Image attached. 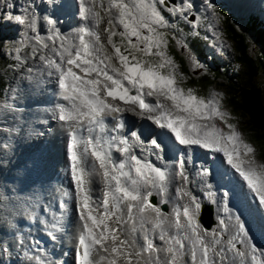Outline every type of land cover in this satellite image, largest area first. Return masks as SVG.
Returning <instances> with one entry per match:
<instances>
[{
	"label": "snow or ice",
	"instance_id": "snow-or-ice-1",
	"mask_svg": "<svg viewBox=\"0 0 264 264\" xmlns=\"http://www.w3.org/2000/svg\"><path fill=\"white\" fill-rule=\"evenodd\" d=\"M44 3L56 0H0V24L22 30L2 49L19 80L15 87L0 84V153L21 131L9 118H18L24 85L51 84L55 102L43 123L50 120L66 137L70 188L55 187L47 202L35 189L0 196V264H65L26 235L35 228L58 241L73 210V264H264V248L230 206L232 189L213 183L219 159L222 178L235 177L264 216V165L256 167L253 148L227 123L219 94L205 98L185 89L186 77L166 52L169 34L182 49L191 47L188 37L199 39L217 19L215 0H79L81 25L67 34L58 20L40 15ZM192 64L194 74L207 71ZM129 114L150 122V131L129 124ZM161 137L179 149L174 161L165 159ZM197 149L207 157L198 167ZM197 188L223 205L215 227L202 223Z\"/></svg>",
	"mask_w": 264,
	"mask_h": 264
},
{
	"label": "bare ground",
	"instance_id": "bare-ground-1",
	"mask_svg": "<svg viewBox=\"0 0 264 264\" xmlns=\"http://www.w3.org/2000/svg\"><path fill=\"white\" fill-rule=\"evenodd\" d=\"M65 2H69L70 5L73 4V10L76 9L79 13V7L75 1L66 0ZM42 7L50 8L51 5L47 3L41 5L39 8L41 11L40 15L45 14ZM54 13L56 14V12ZM50 17H53V15ZM77 20L76 17H69V19L63 22L71 23ZM75 29L76 27L72 28V30ZM23 88L21 92L22 95H20L22 98L19 97L21 101L19 106L20 109H22L20 111L21 113H18V118L12 120L9 124L13 127L18 126L21 129L19 133H14L12 135L14 138H18V143H15V146H11L7 151L0 153V196H8L10 190L14 188L23 190L19 192L21 196L25 195L28 189H35L40 198L47 202V200L50 199L48 193L55 187L70 188V182L65 176V169L69 165L66 153V137L63 131L50 120L47 124L43 123V121L48 119V113L45 110L50 109L55 102L54 94L53 96L52 94L49 95L50 92L47 90H52L53 93V90H55L54 86L49 84L43 88L32 90L31 87L26 88L24 85ZM32 91L36 94H33ZM51 97H53L52 100H50ZM129 117L130 121H136V125L140 123V120L131 117L130 114ZM168 142L173 151H178L175 145L169 140ZM216 161H218V165L221 166L220 160L217 159ZM41 164H43L42 168ZM23 168L24 170L22 171ZM38 168H40V170ZM96 188L98 189V185L95 186V189ZM13 198H15V194H13ZM73 212L74 210L70 211L64 218L65 225H68L70 229L62 235L63 242L65 240L67 243L65 247L68 248L67 251H64L62 256L57 252H60L61 248H64L59 246V244L61 245L62 239L52 242L42 231L35 228L31 231V236H26V238L39 241L42 247H46L44 240L51 243V245L54 244V246L50 248L51 250L46 248L49 252L54 254V258L56 259L63 260L60 259V257L65 259L67 257V252L68 256L71 252L72 255H74L71 244H74L73 236L77 234L78 222ZM24 232L25 234L28 233L27 226H25ZM33 233H35L36 236H33ZM37 235L40 236L37 238ZM11 241L12 238L9 236V242ZM72 259H69L67 264H73Z\"/></svg>",
	"mask_w": 264,
	"mask_h": 264
},
{
	"label": "rangeland",
	"instance_id": "rangeland-1",
	"mask_svg": "<svg viewBox=\"0 0 264 264\" xmlns=\"http://www.w3.org/2000/svg\"><path fill=\"white\" fill-rule=\"evenodd\" d=\"M66 1V0H64ZM71 1V0H70ZM75 1L77 3V5L79 6V0H72ZM58 2L59 0H56V3L51 5V7H42L44 10V15H53L52 18L59 20L60 22L58 23V26L61 28V31L63 33H71L74 30H72V28L74 27H78L81 25V18L79 16V13L75 10H73V4H69V2H65V4L68 5L69 7V15L71 17H76L78 20L76 22H71V23H64L61 22V20L59 18H57L58 16L62 15L65 13V11L62 9V7L58 6ZM103 2L106 4L107 0H103ZM215 3L217 5V19H212L211 21V25L206 27V28H201V34H203V37L205 39V35L207 36V44L204 45V56L203 57H199V54L197 53V51L195 50L196 48L194 47L193 43L191 41H189L187 39V43L191 46L189 48H181V45L178 44L176 42V40L171 38V34L168 35V48L169 47H173L178 51V57L180 58V56L182 58H184V64H181V62L179 61V59L177 57L174 58V56H170L180 67V71L184 74V76L186 77V80H193L196 78H199L201 76V74L203 73H208L210 80H211V75L215 78L212 77L213 81L211 80V84L209 85V87L206 88V90L203 92V90H200V88H196L195 89V93L201 97H205V98H210L212 95L214 94H219L217 96V99L220 100V104H221V109L223 111H225L227 113V117H226V121L227 123L233 124L235 126V129L240 133L244 143L248 144L250 147L253 148V154L252 155V159L255 161L256 163V167L259 168L260 165H264V158H261L262 156L258 154L257 152V148L250 140L251 138V131L249 130V124H246L247 122V117L244 115H240V114H232L231 109L227 106V103L230 104V99H231V95L232 98H234L233 96V92L236 91V89L234 88V90H231L228 85L234 83L232 81H240V77L242 74V67L240 65H238L235 62V53L233 50L232 45L230 44L229 40L226 39V35L223 32V25H222V16L220 11L221 10H226L227 13H229L234 20H238V23L240 24V27L244 26L245 22L248 21V19L252 16L254 17L255 15L258 16L259 18L263 19L262 22L260 23H264V0H215ZM56 5V6H55ZM220 9V10H219ZM39 13H41L40 10H38ZM51 11V12H50ZM56 12V14L54 13ZM198 15H200V13H198ZM237 28V30L239 32H241V29L243 28ZM243 34L247 35L246 31H242ZM42 35H46V32H42ZM218 35V38H217ZM22 36V30L20 28V26L18 25H12V24H0V61L4 58H7L8 60H10V57L4 56L3 55V47L4 45H7L8 48L10 49L12 47V45L16 42H18L21 39ZM117 40V42L119 43V39L118 38H114ZM177 39H183V37L178 36ZM171 44V45H170ZM170 45V46H169ZM221 45L224 46V51L221 52ZM168 48L166 51H168ZM255 50V48H254ZM250 56H252L253 58H255V54L253 49L250 50ZM168 55V52H167ZM197 60L198 62H201L203 64H205V66H207V71L202 72L201 74L197 75L194 74L192 71L193 68V64L192 61L193 60ZM182 67H184L185 69H183ZM218 67V72L220 74L219 77H216V75H219L217 72V68ZM213 73V74H212ZM0 74L5 75V88L8 87L9 84H11L13 87H15L16 85V81L19 80V76L12 72L7 70L6 67L0 68ZM226 75H231V80L229 81L227 78L228 76ZM226 78V79H225ZM216 83L217 85H213V83ZM259 82L262 85V89L264 91V78L262 79L261 77L259 78ZM235 84V83H234ZM238 84V83H236ZM183 86L185 87V89L188 88H195L192 86H187L185 85V82H183ZM26 88H30L25 84ZM24 89V88H23ZM32 90H35L36 88H32ZM40 89V88H39ZM39 89H38V93H39ZM55 89V88H54ZM49 91V95L54 94L52 93V90H47ZM33 94H36L35 92L32 91ZM41 93V92H40ZM22 95V94H21ZM235 95L236 92H235ZM20 98H22V96H20ZM53 97H51L50 100H52ZM23 100V99H22ZM36 102V101H35ZM20 104L21 101L18 98L17 100V104ZM231 105V104H230ZM22 110V109H21ZM21 113V112H19ZM24 114V113H22ZM21 114V116H22ZM25 116V115H23ZM9 118V124L10 122L13 120ZM218 124H220L221 122L217 121ZM223 127L225 128V130L227 131V127L226 124L223 125ZM253 131V130H252ZM249 136V137H248ZM21 137H25V136H21ZM18 138H14V136H12L10 138V140L8 141L10 143V147H14L15 143H18ZM256 139V137H255ZM10 149V148H9ZM41 164V168H42ZM40 170V168H38ZM24 170V168L22 169V171ZM194 175V173H193ZM96 184L93 185V187L95 188ZM99 188V185H98ZM97 189V188H96ZM196 193L198 194L199 188L196 189ZM174 191V189H173ZM251 201V205L253 206V211L254 210V206L255 203L254 201H252L251 199H249ZM205 203H208V201L206 200ZM231 206V205H230ZM170 211V206H168V210ZM73 214L75 215V213L73 212ZM225 215L224 210H223V205L220 204H216L214 207V225L212 227H215L216 223H217V218L221 217ZM71 224V223H69ZM70 228L66 227V231L69 230ZM36 234H34L35 236ZM40 235H37V238ZM27 239V238H26ZM41 239V238H40ZM62 242L61 245L59 244V246L64 247L63 249L61 248V251H57L59 253V255H63L64 251L68 250V248H66L65 246H67L66 241L64 240L63 242V238L61 237ZM59 239V240H61ZM44 242L47 244H50L49 242H47L46 240H44ZM73 247V244H71ZM50 249V248H48ZM51 250V249H50ZM66 258H61L65 261V264H67V261H69V259H72V252L69 254L68 256V252L66 254ZM73 261V259H72Z\"/></svg>",
	"mask_w": 264,
	"mask_h": 264
},
{
	"label": "trees",
	"instance_id": "trees-1",
	"mask_svg": "<svg viewBox=\"0 0 264 264\" xmlns=\"http://www.w3.org/2000/svg\"><path fill=\"white\" fill-rule=\"evenodd\" d=\"M220 13L222 16L223 32L226 35V39L229 40L232 45L236 55L235 62L243 69L240 81H232L230 79L231 75H226L229 81L235 83L229 84L228 87L231 90L235 88L236 91H234L237 94L235 95V92H233L234 98H232V95L230 96L231 105L227 103V106L231 109L232 114H240L247 117L246 124H249V130L251 131L250 140L255 146H258L256 150L259 156L261 155V158H264V91L259 82L260 77L262 79L264 78V23H260L262 22L261 19L251 16L248 21L245 22L244 26L240 27L241 22L239 24L238 20H234L226 10H221ZM238 26L243 28L241 32H239ZM243 30L246 31L247 35L242 33ZM188 40L193 43L199 57H203L205 50L204 45L207 44V40L204 39L203 34L195 41H193L191 37H188ZM252 49L255 58L250 56V50ZM169 50V54H172L171 56H174V58L177 57L181 64H184V58L181 56L180 58L178 57V52L175 48L169 47ZM10 62L11 61L7 58L2 59L0 61V68L6 67ZM182 68L185 69L184 67ZM216 69L218 72V67ZM208 75L209 74L205 72L201 74L199 78L189 81L185 79V85L195 87L192 88L194 91L196 88H200V90L204 92L212 83L211 80L213 81V76L211 75L210 80ZM219 76L220 74L216 75V77ZM5 77V75L0 74V84L4 87L6 85L4 80ZM213 85L216 86L217 84L214 82Z\"/></svg>",
	"mask_w": 264,
	"mask_h": 264
},
{
	"label": "water",
	"instance_id": "water-1",
	"mask_svg": "<svg viewBox=\"0 0 264 264\" xmlns=\"http://www.w3.org/2000/svg\"><path fill=\"white\" fill-rule=\"evenodd\" d=\"M152 199L155 202V200H156L155 197H153ZM164 211H167V206H165ZM202 223L204 224L205 227H212L214 225L213 212H212V207L210 205H204V207H203V210H202ZM25 226L23 227L24 228L23 231L25 230ZM28 231L29 230L27 228V232ZM61 237H60V239H61Z\"/></svg>",
	"mask_w": 264,
	"mask_h": 264
}]
</instances>
